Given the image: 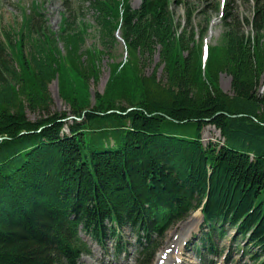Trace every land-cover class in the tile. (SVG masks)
<instances>
[{"label": "trees", "instance_id": "16d2710c", "mask_svg": "<svg viewBox=\"0 0 264 264\" xmlns=\"http://www.w3.org/2000/svg\"><path fill=\"white\" fill-rule=\"evenodd\" d=\"M175 1L88 0L103 42L119 31L129 56L111 65L91 107L75 14L60 33L45 34L34 12L18 39L0 35V264H77L89 252L79 226L102 241L107 222L152 243L150 259L163 232L201 207L207 253L229 224L264 254V1L255 0L249 32L230 1L218 4L224 31L206 51L180 28ZM156 51L161 79L143 71ZM57 76L74 118L51 110ZM208 125L218 142L204 143Z\"/></svg>", "mask_w": 264, "mask_h": 264}, {"label": "rangeland", "instance_id": "374dc122", "mask_svg": "<svg viewBox=\"0 0 264 264\" xmlns=\"http://www.w3.org/2000/svg\"><path fill=\"white\" fill-rule=\"evenodd\" d=\"M231 2V12L238 15L244 23V30L249 32L251 27L245 24L246 19L253 16L255 0H176L172 11L181 29L193 32L195 44L215 47L219 44L224 31L223 9L217 10L218 4L225 7ZM264 1V0H263ZM141 0H130L132 8H138ZM36 12L35 18L45 28L43 32L60 33L65 26L63 19L75 14L74 28L84 30V42L81 43L77 54L81 70L88 77V98L91 107L96 102L97 94H104L111 75L112 64H123L128 58L124 39L119 31L115 32L112 43H104L100 33V24L88 0H0V35L4 30H10L12 38L18 39V32L27 20V15ZM188 12L190 16L188 17ZM37 38V34H33ZM45 35H43L44 39ZM264 41V40H263ZM58 48L65 51V43L59 41ZM28 47L24 48L26 55ZM158 50V49H157ZM206 54V52H205ZM204 54V56H205ZM203 56V58H204ZM205 60V59H204ZM143 71L150 75L154 71L161 79L164 76V63L161 62L159 52L156 51L152 59L144 62ZM16 65V63H15ZM218 85L222 91L232 94L231 77L221 72ZM49 91L53 102L51 110L66 112L74 117L69 101L62 93V80L56 77L49 84ZM30 119H37L39 113H33L27 108ZM220 132L211 125L203 131V141L218 142ZM184 220L180 219L169 226L158 238L157 248L148 259L144 256L146 240L140 243L130 227L121 229L116 234L112 232L113 224L107 222L106 235L102 241L97 240L92 233L85 232L82 226L77 229L78 237L87 245L88 253L79 259V264H202L199 253L207 255L202 248V233L208 230L202 220L200 211L192 210ZM171 219V218H170ZM222 237L214 236L215 253L203 256L205 264L212 260L214 264H262L264 254L258 247L248 243V240L237 233L229 224L224 226ZM198 244V245H197ZM120 247V248H119ZM201 247V248H200ZM121 249V253L117 252ZM255 253H258L255 257ZM202 257V256H200ZM212 258V259H209Z\"/></svg>", "mask_w": 264, "mask_h": 264}, {"label": "bare ground", "instance_id": "6f19581e", "mask_svg": "<svg viewBox=\"0 0 264 264\" xmlns=\"http://www.w3.org/2000/svg\"><path fill=\"white\" fill-rule=\"evenodd\" d=\"M264 89V86L262 87ZM200 210V209H199ZM201 214V213H200ZM202 216V215H201Z\"/></svg>", "mask_w": 264, "mask_h": 264}, {"label": "water", "instance_id": "95a60500", "mask_svg": "<svg viewBox=\"0 0 264 264\" xmlns=\"http://www.w3.org/2000/svg\"><path fill=\"white\" fill-rule=\"evenodd\" d=\"M72 118H74V117H72Z\"/></svg>", "mask_w": 264, "mask_h": 264}]
</instances>
